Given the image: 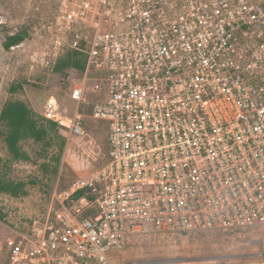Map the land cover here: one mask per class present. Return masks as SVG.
Segmentation results:
<instances>
[{
  "label": "built area",
  "instance_id": "built-area-1",
  "mask_svg": "<svg viewBox=\"0 0 264 264\" xmlns=\"http://www.w3.org/2000/svg\"><path fill=\"white\" fill-rule=\"evenodd\" d=\"M118 2L63 0L45 27L44 64L84 69L65 70L71 116L50 95L42 117L67 142L104 121L107 160L9 226L7 264H143L107 253L151 234L264 233V0ZM83 188L93 199L72 197Z\"/></svg>",
  "mask_w": 264,
  "mask_h": 264
},
{
  "label": "rangeland",
  "instance_id": "rangeland-1",
  "mask_svg": "<svg viewBox=\"0 0 264 264\" xmlns=\"http://www.w3.org/2000/svg\"><path fill=\"white\" fill-rule=\"evenodd\" d=\"M62 1L0 0V110L9 100H21L35 116L42 117L43 102L50 95H60L61 108L66 107L71 116L75 103L67 99L65 71L56 73L43 62H48L45 53L51 49L45 27L61 15ZM116 3L123 2L116 0ZM23 28L27 37L4 49L6 35ZM12 84H20L21 88L11 92ZM85 96L93 103V95ZM83 128L86 134L74 136L70 142L66 138L61 153L59 140L53 134L47 136L51 142L47 147L31 138L21 140L20 147L28 160L12 159L0 135L1 177L26 183L24 195L0 194L1 221L6 225L5 229L0 226V264H7L3 240L9 236V226H30L33 220H40L54 193L64 196L63 192H72L76 180H89L107 160L106 123L86 119ZM0 130L4 126L0 125ZM58 131L66 135L64 130ZM58 155L61 156L57 164ZM53 204L59 205L54 197ZM107 255L113 260H123L122 263L138 260L143 264H264V233L255 236L242 230L151 234L137 237L123 251H110Z\"/></svg>",
  "mask_w": 264,
  "mask_h": 264
},
{
  "label": "trees",
  "instance_id": "trees-1",
  "mask_svg": "<svg viewBox=\"0 0 264 264\" xmlns=\"http://www.w3.org/2000/svg\"><path fill=\"white\" fill-rule=\"evenodd\" d=\"M27 35V30L25 28L18 30L14 34L6 35L3 42L4 49H9L12 46L18 45ZM70 67L83 70L84 63L81 59H72L71 55H67L57 61L54 72L63 74L64 71ZM64 75H66V73H64ZM18 88H21L20 84H12L9 91L15 92ZM0 125L4 126V130H0V135L3 136L7 151L14 160L29 159L27 153L21 149L19 144L23 139L31 138L34 141H42L45 147H47L51 144L47 136L48 134H53L59 140L60 153L66 141V138L59 133L58 129H61V127L56 122L35 116L33 111L21 100H9L3 104L0 110ZM60 156L61 155L55 157L56 163L60 162ZM25 186L26 183L24 181L4 179L0 175V194L8 193V195L14 197L21 196L26 193ZM87 191V188L78 189L73 193L72 197L74 199H79L83 196H87L89 199H93V196L88 194ZM2 218L3 214L0 212V219Z\"/></svg>",
  "mask_w": 264,
  "mask_h": 264
}]
</instances>
